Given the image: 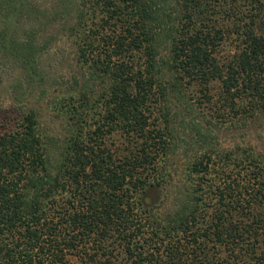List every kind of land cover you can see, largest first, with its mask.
<instances>
[{"label": "trees", "instance_id": "16d2710c", "mask_svg": "<svg viewBox=\"0 0 264 264\" xmlns=\"http://www.w3.org/2000/svg\"><path fill=\"white\" fill-rule=\"evenodd\" d=\"M32 1L0 0V59L12 60L27 82L40 77L38 30L29 27L27 37L18 35L26 20L36 18ZM174 1L177 9L170 14L165 0H59L56 28L75 36L79 63L103 89L95 96L72 89L49 104L67 122L79 119L81 109L99 104L103 111L90 134L92 148L80 140L78 123L57 146L40 132L36 111L0 109V264H70V256L84 264H264V155L249 151L236 162L246 163L244 182L243 173L231 171L212 183L218 174L211 156L218 151L210 148L197 157L175 211L152 219L151 236L158 243L150 251L137 247L141 221L147 220L142 217L146 188L153 186L148 171L169 148L168 115L163 129L149 121L158 95L168 110V95L182 93L185 84L207 89L217 82L219 108H229L246 125L264 123V3L243 0L252 8L244 15L238 0H220L217 9L214 0ZM97 8L104 17L100 26L121 25L99 55L83 41ZM220 13L240 41L226 63L216 52L224 33L213 17ZM163 46L169 54L164 64L157 58ZM140 53L145 65L134 71L130 61ZM165 68L171 84L163 80ZM111 130L122 132L133 149L117 162L97 145ZM53 147L60 149L56 157ZM234 156L225 153L224 160L233 162ZM65 193L82 202L71 203L55 222L51 211ZM207 199L213 203L210 215ZM115 238L126 257L112 262L109 251L100 261V251Z\"/></svg>", "mask_w": 264, "mask_h": 264}, {"label": "rangeland", "instance_id": "374dc122", "mask_svg": "<svg viewBox=\"0 0 264 264\" xmlns=\"http://www.w3.org/2000/svg\"><path fill=\"white\" fill-rule=\"evenodd\" d=\"M165 1L168 13L171 14L173 10L176 11L177 6L174 0ZM214 1L217 9L220 0ZM258 1L264 3V0ZM32 2L34 9L37 11L36 18L31 17L29 21L26 20L28 24L24 28L18 29V35L21 38L27 37L25 30L29 27L38 30L39 36L36 37V42L39 44L41 54L38 56L37 70L40 77L35 82H27L24 74L12 60L8 58L0 59V109L16 108L23 111L30 109L36 111L40 132H42V135L54 140L57 146H62V143L66 139L68 140L72 125L78 123L79 126L76 124L75 128L77 133L81 135L80 140L85 142L86 146L94 148V140H92L90 134L96 130L97 120L100 119L103 107L98 104L88 111L81 109L82 113L79 119L71 118L72 121L67 122V120L55 116L49 101L61 97L63 92L66 93L72 89L73 91H84L91 96H95L103 89V84L91 80L87 66L79 63L81 57L75 44V42L78 43L75 36H72L69 31H65L66 34H63L57 30L53 19L55 13L60 10L59 0H33ZM238 5L244 15H247L248 11L252 9L243 0H238ZM41 7L43 10H39ZM44 8L47 10H44ZM98 11H101L100 8H97L95 13L94 24L90 23L88 25L83 38L85 45H92L96 55H99L103 51V47L106 46L103 45L108 40L106 38L112 37L114 40L115 36L121 31L119 23L114 27L105 24L100 26L104 17ZM222 17L223 15L220 13L213 19L218 20V29L220 28L224 33L223 40L219 42L216 52L219 61L226 63L237 53V45L240 41L237 36L232 34L233 30L228 20L222 19ZM40 21L45 26H41ZM162 28L160 27V29ZM80 44L83 45L81 39ZM166 44L168 42L164 43V45ZM167 48L168 46H163V49L159 50L160 54L157 58L161 59L162 62L160 63L164 64L169 56ZM135 57V60L130 61L131 66L135 67L134 71L139 65H145V57L142 53L137 54ZM141 70L143 71V68ZM163 80L166 84L172 82L166 68L164 69ZM219 89L220 85L217 82H212L207 89L196 84L191 86L185 84L182 93L173 92L168 95V110L165 108V103H163L160 95L156 97L158 102L152 106L149 121L155 127L163 129L165 125L167 126L164 116L168 115L170 124L168 123L169 126L164 130L166 136L164 139L168 142L169 148L165 151V154L159 152L152 170L148 171L150 173V185L153 186L149 187L148 185L146 188V205L142 207V217L143 219L147 217V220L141 221L145 227L142 229L141 236L136 238L137 247H140L141 250L150 251L158 243L151 236L152 229H155L153 227L156 226V224H152L154 222L152 221L153 217L156 215L163 218L168 217L170 213L175 211V208L182 201L184 187H186L190 175L189 167L207 149L211 148L218 151L216 155L211 156L215 164L214 172H212L218 174V176L211 178L212 183L218 182L222 174L227 173L230 176L231 171L242 174L246 163L243 165L238 163L237 166L236 162H239L240 159L237 156L245 151L264 155V123L257 121L246 125L244 121L237 120L238 117L229 108H219V104L216 103L220 94ZM209 98L211 101L207 102ZM1 133L2 129H0ZM101 142L97 143L100 150L115 158L116 162L133 150L130 141L119 130L106 132ZM53 149L55 153L53 152L52 155L55 154L54 157H56L60 149L54 147ZM225 153L234 154L236 160L233 159V162L224 160ZM244 176L245 173L240 176L241 182L245 181ZM81 198L78 195L72 196L70 193L60 194L56 200L57 204L51 211V217L56 222L65 211L72 209L71 203L74 207H79V203L82 202ZM205 202L210 207L207 209V213L210 215L213 203L208 199ZM207 222L205 221L204 224H207ZM115 239L113 243L110 240L104 245L105 251H100V261L106 260L103 253L107 254L109 251L113 255L112 262L126 257L122 242L119 238ZM87 247L88 249L91 248V246ZM84 250L82 249L81 252ZM211 253L214 254V251ZM68 260L70 264H84L75 256L68 257Z\"/></svg>", "mask_w": 264, "mask_h": 264}]
</instances>
